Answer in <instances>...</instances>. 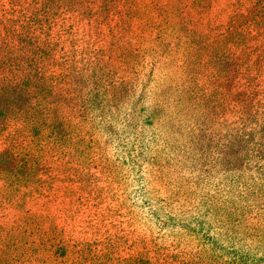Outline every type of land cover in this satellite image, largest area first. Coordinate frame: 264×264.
I'll use <instances>...</instances> for the list:
<instances>
[{
    "label": "rangeland",
    "instance_id": "374dc122",
    "mask_svg": "<svg viewBox=\"0 0 264 264\" xmlns=\"http://www.w3.org/2000/svg\"><path fill=\"white\" fill-rule=\"evenodd\" d=\"M0 264H264V0H0Z\"/></svg>",
    "mask_w": 264,
    "mask_h": 264
},
{
    "label": "trees",
    "instance_id": "16d2710c",
    "mask_svg": "<svg viewBox=\"0 0 264 264\" xmlns=\"http://www.w3.org/2000/svg\"><path fill=\"white\" fill-rule=\"evenodd\" d=\"M225 65H226V68L223 67V70L226 71L227 68H228V66H229V65H232V62L229 61L228 58H226ZM228 70H229V72L231 71L230 69H228ZM242 108H243V109H239V111H241V114H245V115L253 116V113H248V112H246V110H247V109H246V106L243 105ZM262 112H263V111H262ZM256 113H257V114L259 113V109L256 110ZM6 153H8V152H6ZM8 154H9V156L7 157V159L9 160V159H11V154H10V153H8ZM27 167H28V165L23 164V170L26 171ZM30 171H32V167H30Z\"/></svg>",
    "mask_w": 264,
    "mask_h": 264
}]
</instances>
